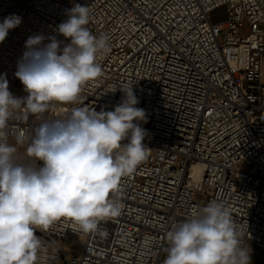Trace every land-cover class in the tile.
I'll return each mask as SVG.
<instances>
[{"label":"built area","instance_id":"obj_1","mask_svg":"<svg viewBox=\"0 0 264 264\" xmlns=\"http://www.w3.org/2000/svg\"><path fill=\"white\" fill-rule=\"evenodd\" d=\"M75 4L89 7L87 27L107 35L111 49L84 103L114 110L124 96L118 87L132 85L147 115L149 155L123 179V210L102 222L106 236L63 220L37 231L47 264H163L167 231L213 199L227 202L264 261V0H0V23L21 17L0 43V75L14 97L27 95L15 76L25 41L42 34L67 43L56 29ZM65 111L25 117L21 108L7 142L23 137V155L34 128ZM67 236L79 238L76 251L61 245Z\"/></svg>","mask_w":264,"mask_h":264},{"label":"clouds","instance_id":"obj_2","mask_svg":"<svg viewBox=\"0 0 264 264\" xmlns=\"http://www.w3.org/2000/svg\"><path fill=\"white\" fill-rule=\"evenodd\" d=\"M66 14L56 30L67 43L42 34L25 41L15 72L25 97H14L0 75V264H47L48 249L36 233L62 220L77 233L106 236L102 222L123 210V179L149 155L141 126L147 115L132 85L118 87L124 96L114 110L84 103L85 85L103 75L99 60L111 50L109 37L91 33L88 6L75 4ZM20 23L15 14L4 18L0 43ZM58 105L65 114L38 124L18 156L5 131L14 114L23 108L25 117H40ZM246 236L227 202L213 199L167 231L163 264H251Z\"/></svg>","mask_w":264,"mask_h":264},{"label":"rangeland","instance_id":"obj_3","mask_svg":"<svg viewBox=\"0 0 264 264\" xmlns=\"http://www.w3.org/2000/svg\"><path fill=\"white\" fill-rule=\"evenodd\" d=\"M10 145H16L18 148H20V146L17 145L13 140L10 141ZM63 243H66L65 246L66 245L67 246H71V245H76L77 242H76L75 239H72V236H69V237L65 238ZM263 263H264V261H263ZM251 264H260V262L257 259H255L254 257L251 256Z\"/></svg>","mask_w":264,"mask_h":264},{"label":"bare ground","instance_id":"obj_4","mask_svg":"<svg viewBox=\"0 0 264 264\" xmlns=\"http://www.w3.org/2000/svg\"><path fill=\"white\" fill-rule=\"evenodd\" d=\"M67 237H69V236H67ZM67 237H66V238H67ZM72 239H75V240H76V242H77L76 245H71V246H67V245H66V247H68V248H69L70 250H72V251H76L77 248H78V243L80 242V240H79V238L76 237V236H72ZM66 240H67V239H66ZM62 243H63V241L61 242V245H62V246H65L66 243H63V244H62ZM253 253H254V252H253ZM254 254H255V253H254Z\"/></svg>","mask_w":264,"mask_h":264},{"label":"crops","instance_id":"obj_5","mask_svg":"<svg viewBox=\"0 0 264 264\" xmlns=\"http://www.w3.org/2000/svg\"><path fill=\"white\" fill-rule=\"evenodd\" d=\"M251 256L254 257L255 259H257L260 262V264H264L263 260L259 256H257L256 254H254L253 252H251Z\"/></svg>","mask_w":264,"mask_h":264}]
</instances>
